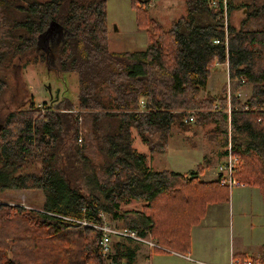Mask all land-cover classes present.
Here are the masks:
<instances>
[{
  "label": "trees",
  "instance_id": "obj_1",
  "mask_svg": "<svg viewBox=\"0 0 264 264\" xmlns=\"http://www.w3.org/2000/svg\"><path fill=\"white\" fill-rule=\"evenodd\" d=\"M140 1L131 0L149 42L116 52L108 47L107 0H0L2 74L43 63L78 78L76 105L63 97L39 108L31 100L1 119L0 191L44 195L41 210L0 205L1 264H135L140 243L113 239L104 255L100 230L83 225L101 224L102 214L110 222L125 217L124 227L187 254L190 228L207 203L228 201L229 190L217 177L200 179L202 164L187 173L147 166L146 154L133 147V129L151 154L163 152L176 122L182 128L184 110L204 108L193 124L215 125L219 135L210 136L219 160L228 132L226 98L198 97L216 63L227 62L233 93L250 87L245 100L231 99L235 174L264 200V30L223 20L236 9L264 20V0H183L186 14L168 27L148 14L150 0ZM50 23L56 27L42 50L38 37ZM2 74L0 95L7 87ZM132 200L144 202L141 210L122 209ZM232 260L264 264V252L235 253Z\"/></svg>",
  "mask_w": 264,
  "mask_h": 264
},
{
  "label": "rangeland",
  "instance_id": "obj_2",
  "mask_svg": "<svg viewBox=\"0 0 264 264\" xmlns=\"http://www.w3.org/2000/svg\"><path fill=\"white\" fill-rule=\"evenodd\" d=\"M151 1L147 4V7L149 6L148 14L157 21H160L165 27H168L173 20L186 14V6L183 0H155V6L150 7ZM141 3L140 0H136L137 5H141ZM136 11V6L132 4L131 0H107V36L110 50L116 52L136 51L144 49L147 46L149 42L147 35L148 28L137 21ZM223 20L225 25L231 23L236 28L242 24V21H247L245 24L248 25L249 29H255L257 28L256 24H260V27L257 29L264 30V20L248 19L245 9H236L231 14L224 15ZM51 40L47 36L42 41L40 49L43 50L45 46H48ZM227 67L225 63L212 66L207 85L199 92V98H210V96L223 98L226 95V84L228 81ZM0 73L2 74V70ZM2 75L7 80V87L0 95V128H2L1 119L9 110L18 109V107L25 109L31 100L34 101L36 106L40 103L50 106V97H55L57 93V100L66 97L74 105L77 103L78 78L75 73L63 72L62 74H57V72L49 69L47 65H43V63H31L24 68L15 65L12 68L5 69ZM237 91L241 93L240 99L245 100L250 94V87L243 85L238 87ZM206 111L204 108L184 110L183 118L192 115L193 121H196L197 114H204ZM183 123L181 128L176 122L178 126L174 125L165 151L149 155L151 157L149 164L156 169L161 168L186 172L196 169L199 163L205 164L207 162L205 160L209 158L211 162L208 161L210 164L205 167V171L207 169L216 170L218 162L216 141L210 136L219 135L215 125H196L193 124L194 122ZM133 134H137L134 129ZM185 135L191 136L190 139H186ZM135 146L140 149H144L145 147L143 144H140L137 138ZM205 171H203V174ZM205 179H208V176H205ZM244 189L235 187L229 190L231 208L227 214V227L224 229L225 235L218 239L219 243L217 246V252L220 257L218 259H201L202 261L193 259L194 262H188L189 264H230L232 248L233 252L236 253L240 248L241 241L246 246L247 244L251 246V251L248 252L251 255L257 256L261 252L263 253L264 246L261 245L262 230H259V228L264 223L261 225L259 217L256 220L252 219L249 213L252 212L257 215H261V212L264 213L259 200L261 196L257 195V201L251 200L252 207L249 209L246 204L248 201L244 202V204L240 202V195ZM254 191L257 192V189H254ZM43 201L44 195L40 189H4L0 191V205L21 206L25 210H41ZM141 203L142 201L133 200L126 205L124 204L123 207L126 209H122H140ZM107 222L112 226L124 227V224L119 220L113 222L107 220ZM5 224H0V227L5 229ZM253 225L256 227H253ZM140 245L139 250L141 249V251L138 250L137 254H141L138 259L146 260L143 261L144 264H148L147 257L144 256L148 255V252L151 253L152 257L167 253L161 249L148 250L149 246ZM163 248L171 251L165 247ZM157 259L161 261V259L167 258L154 257L151 264H182L178 263L175 259L171 263L157 262Z\"/></svg>",
  "mask_w": 264,
  "mask_h": 264
},
{
  "label": "crops",
  "instance_id": "obj_3",
  "mask_svg": "<svg viewBox=\"0 0 264 264\" xmlns=\"http://www.w3.org/2000/svg\"><path fill=\"white\" fill-rule=\"evenodd\" d=\"M154 1L155 0L151 1L150 7L155 6ZM217 65H220V64L218 63ZM136 133H137V131H136ZM133 138H134L133 147L137 151L146 154V164H147V166L153 168L149 164L150 158H151V157H149V155H152V154L148 151L147 146L141 141L138 134H135V135L133 134ZM136 138L138 139L140 144H143V146L146 147V149H145V147H144V149L136 148V146H135ZM168 142H169V140H168ZM210 162H208V163L206 162L205 164L199 163V164H202L204 166L203 171H205V167L208 166L210 164ZM153 169H156V168H153ZM156 170H162V169L160 168V169H156ZM188 171H190V170H188ZM188 171L182 172V173H187ZM178 172H180V171H178ZM205 176H208V179H205ZM200 179H202L204 181L215 180L216 179V170L207 169L204 174H203V172H202V174H200ZM239 187L245 188L240 195V202L241 203L244 204V202L248 201V203H246L248 205L247 208L251 209V207H252L251 200L254 199L255 201H257L258 200L257 195H259V196H261V198L259 200H260V203L262 205V210H264V200L262 199L263 197H262L261 191L258 187L249 186V185H243V186H239ZM254 189H257V192H255ZM229 193H230V191H228V198H229ZM135 201H139V200H135ZM143 204H144V202L141 203L140 209L134 208V209H128V210H141ZM123 205H122V208L126 209L123 207ZM230 208H231L230 199H228V201H216V202L207 203L206 207H205V212H204V215L202 216V218L199 220V222L197 224H194L193 227L190 228V250H189V252L187 254H182V253H179V252H176L173 250H171V251L162 250V251L167 252V253L166 254H158L154 257H157V256L158 257H165L167 259H161V261H158L159 259H157L156 261L162 262V263H171L175 259L176 261H178V263L189 264L190 262L193 263L194 260L192 261V260L188 259L187 257H190L191 259H196L197 261H202L201 259H218L220 257L218 252H217V246L219 243L218 239L222 238L225 235L224 229L227 227V216H228L227 214L230 211ZM249 213H250L252 219L256 220L259 217V222L261 225L264 223V213L261 212V215H257L256 213H252V212H249ZM119 221H121V223H125V217H123ZM253 227H256V226L253 225ZM259 230H262L261 231L262 232V235H261V239H262L261 243L262 244L261 245L264 246V225H262V227H260ZM250 247H251L250 245L247 244V246H246V244H244L241 241L240 242V248L236 252V254L251 255V253H248L249 251H251ZM148 250H151V249H148ZM139 251H141V249ZM263 252H264V250H263ZM140 254H137V260H136L135 264H144L143 261H146V260L138 259ZM147 254L148 255H144V256L147 257L148 264H151L153 262L154 257L151 256L150 252H148ZM234 254H235V252H233V248H232L230 263L232 262ZM261 254H262V252L257 256H260ZM211 257H213V258H211Z\"/></svg>",
  "mask_w": 264,
  "mask_h": 264
},
{
  "label": "built area",
  "instance_id": "obj_4",
  "mask_svg": "<svg viewBox=\"0 0 264 264\" xmlns=\"http://www.w3.org/2000/svg\"><path fill=\"white\" fill-rule=\"evenodd\" d=\"M226 26V25H225ZM217 43L218 40H215ZM225 43L227 44V39L225 40ZM218 63H216L217 65ZM225 64L228 66L227 62ZM228 72V67H227ZM241 82H243V79H241ZM227 93L224 96L226 98V108L224 112L228 115V132L225 139V152L222 155V157L217 162V168H216V177L219 180V183L221 186L226 187L228 190H231L235 187L243 186L245 184L241 183L236 178V169L239 164V156L234 153L233 151V145H232V139H231V129H230V114H231V99L233 97H236L240 99L241 93L240 91H235V93L232 92V86H231V79L228 75V81H227ZM42 104H38L37 107L42 108ZM140 106H143V101L141 100ZM220 109L219 103H215L213 106L214 111H218ZM44 110V109H42ZM192 115L187 116L184 118L185 122H194ZM78 142L81 141V136L78 135L77 138ZM102 223L101 224H93V223H86L85 221H82L84 225H88L90 227H93L97 230H100V240L99 245L104 255H108L111 252V241L114 238H124V239H131L133 241H136L140 244H144L149 246V249L159 248L162 250H165L161 245L157 244L155 241H153L150 237L140 235L138 231L135 229L127 228V227H116L112 226L107 222L106 215L102 214ZM188 259L192 260L190 257H187ZM112 264H117L116 262ZM230 264H238L232 260ZM242 264H260V263H254L251 260H247L246 262Z\"/></svg>",
  "mask_w": 264,
  "mask_h": 264
},
{
  "label": "water",
  "instance_id": "obj_5",
  "mask_svg": "<svg viewBox=\"0 0 264 264\" xmlns=\"http://www.w3.org/2000/svg\"><path fill=\"white\" fill-rule=\"evenodd\" d=\"M54 26L56 27L55 24L50 23L49 26L46 28V30L42 34L39 35L38 41L39 42L44 41L46 39V37L49 35V33L54 30V28H55ZM57 98H58L57 93L55 94V97H53V96L50 97V99H54V100H57Z\"/></svg>",
  "mask_w": 264,
  "mask_h": 264
}]
</instances>
